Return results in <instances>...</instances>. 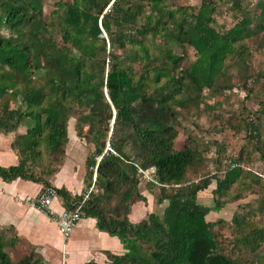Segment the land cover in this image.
Listing matches in <instances>:
<instances>
[{"label":"trees","instance_id":"obj_1","mask_svg":"<svg viewBox=\"0 0 264 264\" xmlns=\"http://www.w3.org/2000/svg\"><path fill=\"white\" fill-rule=\"evenodd\" d=\"M167 2L58 0V46L52 35L40 31L43 7L38 0H0V29L9 32L8 37L0 35V102L11 90L26 108H3L0 133L16 132L28 121L24 157L15 166H0V178L50 187L45 177L62 163L71 113L75 107L86 108L88 114L78 120L89 123L93 132L81 136L76 131L93 146L85 164L87 187L94 179V188L83 216L95 218L97 228L117 236L127 251L122 256L108 254L109 264H237L218 249L213 228L222 221H206L209 212L219 211L218 201L214 199L213 207L198 204L197 195L208 184L188 180V171L203 162L204 154L185 144L176 127L175 108L184 106V95L182 86L176 87L175 71L183 58L175 57L169 44L174 40L195 51V61L179 73L180 81H189L185 91L199 97L214 89L228 59L242 56L245 48L240 42L250 36L252 20L245 16L221 33L211 25L213 3L202 0L188 21ZM258 18L264 32V3ZM44 61L49 69H42ZM107 143L112 152L104 153ZM150 168L161 185L157 203L168 205L161 219L149 215L132 225L127 220L131 202L142 200L138 170ZM242 173L238 166L227 168L213 196L236 183ZM56 192L67 209L86 193L72 200L64 189ZM113 200L123 211L105 209L102 201ZM263 238L264 229L251 230L244 238L245 249L257 251ZM16 243L7 230L0 232V264H14L6 250ZM19 264L43 262L31 252Z\"/></svg>","mask_w":264,"mask_h":264},{"label":"rangeland","instance_id":"obj_2","mask_svg":"<svg viewBox=\"0 0 264 264\" xmlns=\"http://www.w3.org/2000/svg\"><path fill=\"white\" fill-rule=\"evenodd\" d=\"M205 1L215 5L211 25L218 32H226L246 16L252 20L250 36L240 42L245 48L242 56L238 59H228L214 89L204 90L199 97H196L195 93L185 91L189 81L187 78L180 81L179 73L195 61V51L174 40L170 42L173 55L183 58L180 69L175 71V79L179 77L176 87L182 86L184 95V106L175 108L176 127L181 135L180 139L185 144L196 146L204 154L203 162L188 171V180L196 179L195 182L200 185L208 184L198 193L197 203L213 207L217 205L214 202L216 199L220 205L219 211H211L206 216L209 223L222 221L213 228L218 249L237 264H264V238L255 252H250L244 247V238L251 230L264 229V32L259 29L258 22L264 0ZM57 2L58 0H38L43 7L40 31L46 37L52 35L56 44L62 46L59 32L60 14L54 13ZM201 2L202 0H168L167 5L170 10L178 9L181 15L191 21ZM177 16L180 17L179 14ZM0 35L8 37L9 32L3 27L0 29ZM70 50L74 53V50ZM49 67L46 61L42 63V69ZM3 108L22 112L26 109L21 98L11 96V90L0 102V117ZM86 114L88 109L75 107L69 118L70 125L76 133L80 131L81 136H88L93 132L89 123L78 120ZM25 123L28 124V121ZM24 125L20 128L21 133L16 131L17 135H21L14 134V141H18L15 145L16 154L21 158L24 157L23 151L27 144ZM85 143L92 148L91 143ZM235 165L243 170L239 180L213 196L217 181L222 179L224 171ZM149 174L154 177L153 173ZM138 176L140 183L148 182L149 177L141 174ZM102 204L106 210L121 209L116 200L102 201ZM1 231L3 229H0ZM12 234L7 231L8 236L11 237ZM6 251L14 264H19L30 254L26 247L21 246L7 248Z\"/></svg>","mask_w":264,"mask_h":264},{"label":"crops","instance_id":"obj_3","mask_svg":"<svg viewBox=\"0 0 264 264\" xmlns=\"http://www.w3.org/2000/svg\"><path fill=\"white\" fill-rule=\"evenodd\" d=\"M70 124L71 120L67 123L68 141L62 163L53 175L45 179L50 187L64 189L73 200L89 189L85 163L93 146L89 148ZM18 131L21 133L22 130ZM14 134L17 135L16 132L0 133L1 167L8 168L19 163L17 150L12 147ZM43 188L41 183L19 178L6 182L0 178V229L13 233L11 237L17 241L15 247H26L30 253L40 257L43 264H109L108 254L122 256L127 252L117 236L100 231L97 220L91 217L82 216L70 236L63 238L56 217L66 209L64 200L60 196L53 200L51 209L57 214L52 217L29 202ZM139 190L142 200L131 202L128 222L137 225L147 220L149 215L161 219L168 202L157 203V186L142 182L139 183ZM198 204L209 207L204 203Z\"/></svg>","mask_w":264,"mask_h":264},{"label":"built area","instance_id":"obj_4","mask_svg":"<svg viewBox=\"0 0 264 264\" xmlns=\"http://www.w3.org/2000/svg\"><path fill=\"white\" fill-rule=\"evenodd\" d=\"M109 151L110 148H109ZM112 152V151H111ZM237 166V165H235ZM232 166V167H235ZM152 171V172H151ZM138 173L143 175L144 177L148 178V182L156 185L161 186L154 177L149 176V173L154 174V169L150 168L148 170H138ZM93 185H94V179H93ZM93 185L86 191V193L82 196L81 200L73 203L72 209H64L60 214L55 213L51 209V204L55 198H57V192L56 189L53 187H45L43 188L35 197L31 198L29 200L30 204L40 210L41 212L49 215V216H55L56 222L58 226V230L63 238H68L71 234V232L74 230L77 223L80 221V219L83 216V206L84 204L89 200L90 194L93 192Z\"/></svg>","mask_w":264,"mask_h":264},{"label":"water","instance_id":"obj_5","mask_svg":"<svg viewBox=\"0 0 264 264\" xmlns=\"http://www.w3.org/2000/svg\"><path fill=\"white\" fill-rule=\"evenodd\" d=\"M102 37H106V34L103 32V35H101ZM105 95H106V98H107V100H108V102L110 103V100H109V98H108V95H107V93H106V91H105ZM110 105H111V103H110ZM111 108H112V111H113V120H114V117H115V110H114V108H113V106L111 105ZM113 120L111 121V126H112V124H113ZM109 136H110V133H109ZM109 144L107 143V145H106V149H105V151H104V153L107 151V150H109ZM100 159L101 158H98L97 159V162H99L100 161Z\"/></svg>","mask_w":264,"mask_h":264}]
</instances>
